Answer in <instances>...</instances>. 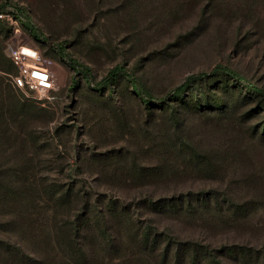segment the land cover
Segmentation results:
<instances>
[{
    "label": "rangeland",
    "instance_id": "374dc122",
    "mask_svg": "<svg viewBox=\"0 0 264 264\" xmlns=\"http://www.w3.org/2000/svg\"><path fill=\"white\" fill-rule=\"evenodd\" d=\"M6 2L9 10L18 7L24 15L16 38L53 61L59 89L47 97L20 89L25 99L45 109L28 154L0 157V264H82L59 240L122 236L124 231L112 226L111 202L126 207L137 222L133 230L125 229L131 237L151 222L159 232L215 247L264 248V207L246 221L212 215L174 219L143 206L149 197L181 192L235 193V181L244 175L264 179V142L251 138L264 124V99L222 72L189 85L183 98L231 108L222 122L223 132L230 129L222 145L198 117L173 122L169 114L149 110L124 76L101 85L112 69L123 66L149 94L161 98L189 76L225 65L264 88V0H0V6ZM7 31L0 24V33ZM6 42L0 65L7 59L14 74H0L13 84L19 69ZM179 140L212 160L224 151L221 176L228 181L180 166L172 174L181 177L167 187L158 185L154 177L162 169L156 167L169 165L159 156L174 159V166L189 161L174 153L172 145ZM239 143L247 155L234 161ZM64 195L69 202L62 203ZM98 215L107 229L96 227ZM89 221L90 227L83 228ZM84 255L86 264H125L129 257L121 248L112 260L96 242Z\"/></svg>",
    "mask_w": 264,
    "mask_h": 264
},
{
    "label": "trees",
    "instance_id": "16d2710c",
    "mask_svg": "<svg viewBox=\"0 0 264 264\" xmlns=\"http://www.w3.org/2000/svg\"><path fill=\"white\" fill-rule=\"evenodd\" d=\"M8 7V2L1 5L0 12L8 10ZM15 10L20 20L24 18L21 9L17 7ZM0 24H4L8 28L5 36L0 33L1 61L4 56L3 40L7 41L13 30L6 19L0 18ZM35 39L41 40V38ZM42 40L44 41L45 38ZM5 62L6 64L0 65V70L6 74H14L11 64L8 63L7 65V59ZM219 72L244 84L245 88L264 99L263 87L254 84L236 70L225 65H217L212 71L200 72L189 76L185 82L177 85L166 96L161 98H155L149 94L138 79L134 78L123 66L112 69L103 78L101 85L106 87L120 76H124L131 83L133 93L142 100L149 110H153L154 112L156 109H159L161 112L169 114L173 122H179L181 119L186 121V117L188 116L198 117L205 122L210 135H213L214 132L223 142L222 145H225L228 141V139H225V135L229 134L230 129L223 132L224 126L222 122L225 121V115L231 111V108L229 106L225 108L214 105L210 107L203 106L197 104L195 100L182 97V94L191 83L215 77ZM20 89L15 81H13V84L5 83V75L0 74V157L8 155V157L17 158L18 156L23 157L28 154L30 139H35L41 113L45 109L40 104L25 99ZM214 125L215 127H213ZM258 128L254 132L256 136H251V138L264 142V124L260 126V130ZM237 129L239 133L242 132L240 128ZM172 146L175 149L174 153L179 151L189 161L184 160V163L180 165L178 163V165L174 166L172 165L174 159L163 160L159 156L160 162L163 161L169 163V165L156 167L157 169H162L154 177L157 179V182L159 181L158 185L162 184L167 187L172 182V178L181 177L183 173L172 174L180 166L191 170V173L205 171L208 176L215 173L216 179L220 180L221 183L228 181L227 176H221L223 170L220 168V165L226 162V159L222 158L225 155L224 151H221L212 160L204 156L202 157L203 154L199 151L189 149L188 143L185 140H179ZM170 148L171 146L165 149L166 152L168 151L167 154L171 156L173 151ZM178 148L179 150H177ZM244 148L245 145H242V143H239L238 148L234 147V161H237L240 155H247ZM235 185V193L226 192L221 194L217 191L205 190L199 192H181L172 197H149L145 200L143 206L151 213L169 216L174 219L202 220L206 215H212L222 220H225V218L231 220L243 217L248 221L258 209L264 207V179L259 175H244L235 181ZM62 198V203L70 201V197L67 195H64ZM108 211L112 220V226L115 229L118 227L119 230L124 231L121 233L122 236H124L126 228L131 230L135 228V223L137 222L129 216V210L126 207L119 209V205L111 202ZM94 221L96 227L107 229L108 225H104V220L99 215ZM87 224L90 227L89 221V223L83 224V228ZM173 234L175 233L171 231L159 232L154 223L147 222L137 228L133 237L125 234L129 238H123L120 235H112L109 238H92V235L89 234L87 238H60L59 244L63 249L67 250L70 257L75 260L78 258L76 262H81L82 264H86L88 260L84 255L86 247H91L94 242L98 243L104 251H107L112 260L117 255L113 256L115 251L125 248L126 254L129 255L125 264H264V248L258 249V247L237 243L221 244L219 247H215L212 243H205L191 238L182 239ZM118 236L120 237L117 238Z\"/></svg>",
    "mask_w": 264,
    "mask_h": 264
},
{
    "label": "built area",
    "instance_id": "2783aa9c",
    "mask_svg": "<svg viewBox=\"0 0 264 264\" xmlns=\"http://www.w3.org/2000/svg\"><path fill=\"white\" fill-rule=\"evenodd\" d=\"M18 16L15 9L0 12V18L6 19L13 30L6 42V52L19 69L14 81L20 88H28L40 97H47L59 89L58 71L53 61L44 57L38 47L16 38L21 31L19 23L22 25Z\"/></svg>",
    "mask_w": 264,
    "mask_h": 264
}]
</instances>
